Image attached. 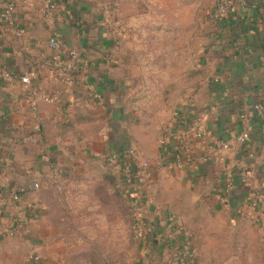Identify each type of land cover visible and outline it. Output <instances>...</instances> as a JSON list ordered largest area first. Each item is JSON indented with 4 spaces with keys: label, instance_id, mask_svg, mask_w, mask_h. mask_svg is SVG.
I'll return each mask as SVG.
<instances>
[{
    "label": "crops",
    "instance_id": "crops-1",
    "mask_svg": "<svg viewBox=\"0 0 264 264\" xmlns=\"http://www.w3.org/2000/svg\"><path fill=\"white\" fill-rule=\"evenodd\" d=\"M2 2L14 5L13 24L3 22ZM45 7L43 0H0V73L10 75L0 77V188L26 190L17 202L0 199V231L15 229L14 236H0V264H57L44 247L52 236L45 228V195L56 181L53 170L63 166L61 180L75 167L63 162L78 159L79 142L63 125L93 106L104 110L109 122L84 138V157L106 161L110 153L136 149L137 139L139 157L150 166L148 179L134 185L142 196L139 212L150 227L132 264L175 263L183 252L192 264L200 259L204 264L210 249L225 248L224 236H240L255 251L263 249L264 0H238L226 18L213 16V0H58L47 16ZM136 21L138 63L128 29ZM53 36L60 54L50 47ZM72 51L81 58L79 76L66 84L55 63L57 57L60 66L68 63ZM137 70L138 94L156 84L147 78H161L158 92L183 94L163 137L139 125ZM24 76L31 77L30 86L22 83ZM32 90L58 100L39 99L32 109ZM246 126L252 128L248 142L221 149ZM228 172L233 173L229 194ZM196 207L203 210V246L193 250L185 226L187 209Z\"/></svg>",
    "mask_w": 264,
    "mask_h": 264
},
{
    "label": "rangeland",
    "instance_id": "rangeland-1",
    "mask_svg": "<svg viewBox=\"0 0 264 264\" xmlns=\"http://www.w3.org/2000/svg\"><path fill=\"white\" fill-rule=\"evenodd\" d=\"M132 24L128 26L133 41L130 46L138 63V21ZM136 73L134 97L139 125L163 137L174 123L183 94L158 92L163 88L157 85L161 78H147V82L156 81V84L153 82L155 85L150 86V92L138 94V70ZM152 89L155 92H151ZM86 127L94 130L99 125L87 124ZM134 127L138 135V121ZM91 135L93 133H88L85 138ZM159 140L162 146L163 138ZM136 147L138 152L137 139ZM78 148L76 164L72 160L63 162L75 165L74 169L55 181L54 186L51 184L45 195V228L52 232V236L46 237L45 252L57 264H132L139 254L140 242L136 236L138 210L133 202L142 196L138 195L137 186H125L120 171L110 168L102 157H84L88 148L86 140H80ZM132 192L135 195L131 197ZM146 196L148 198V194ZM152 196L156 198L154 192ZM151 204L155 207L154 203ZM209 239L214 246L215 238L211 236ZM260 240L263 246V240ZM220 243L225 248L217 253L210 249L203 258L204 264H264V248L255 251V247L240 236L221 237ZM42 259L40 255L39 260Z\"/></svg>",
    "mask_w": 264,
    "mask_h": 264
},
{
    "label": "built area",
    "instance_id": "built-area-1",
    "mask_svg": "<svg viewBox=\"0 0 264 264\" xmlns=\"http://www.w3.org/2000/svg\"><path fill=\"white\" fill-rule=\"evenodd\" d=\"M27 1H32V0H27ZM238 0H213L214 2V7H213V16L215 18H226L231 12L234 10L236 3ZM45 2V15L47 16L50 11H52L58 2V0H43ZM3 5V12L1 14L2 20L5 23L8 24H13V14H14V5L9 2H2ZM50 47L52 50L58 52L62 51L60 42L56 36H53L50 38L49 41ZM69 57L70 61L66 64L60 63V57L56 58V65L57 68L61 71L62 73V81H64L66 84H70L74 82L77 77L71 74L72 71H79L80 69V64H81V58L78 52L72 51L69 52ZM0 77L2 78H9L10 75L7 72H2L0 73ZM22 83L26 84L28 86L31 85L32 80L30 76H24L22 78ZM39 99H42L46 102L53 103L58 100L56 96H49V95H41L38 96V93L36 91H30L29 92V100L32 109H35L37 107ZM254 109L258 111L259 113L263 112V108L261 105H255ZM170 127L167 129V133L170 130ZM166 133V134H167ZM252 135V128L250 126H246L244 130L241 132L240 135H238L231 143H223L221 145L222 150H231L234 146L237 145H243L244 143L248 142L251 138ZM162 145L165 144L164 139L161 141ZM128 155H125L124 152H119V153H110L106 156V162L108 164L114 165L121 174V179L122 182L125 184L127 187H133L135 183L139 180L143 179H148L149 177V163L147 161L142 160L139 157V154L136 149H130L127 153ZM177 165L180 167L181 166V158L179 155L177 156L176 159ZM56 181L60 180L61 175H63V166H59L58 169L54 171ZM242 181L246 184H248V172H243L241 173ZM233 181V173L228 172L227 175V190L226 192L229 194L231 190L233 189L232 185ZM38 187L37 184H34V188ZM133 193H131V197ZM23 194H21L20 190H6V189H1L0 188V199L4 200L5 198H10V200H13L15 202L19 201L21 199ZM0 200V204L2 203ZM136 209L138 210L137 212V227H136V236L140 240L144 236V231L146 227L149 224H145L141 213L139 212L140 207L138 208L139 201L136 200L133 202ZM139 221V222H138ZM150 227V226H148ZM15 235V229L10 231V232H2L0 231V236L2 238H7ZM188 254L187 253H181L177 256V260L175 263H170V264H185L188 259ZM31 259L33 260H38L37 256H32Z\"/></svg>",
    "mask_w": 264,
    "mask_h": 264
},
{
    "label": "trees",
    "instance_id": "trees-1",
    "mask_svg": "<svg viewBox=\"0 0 264 264\" xmlns=\"http://www.w3.org/2000/svg\"><path fill=\"white\" fill-rule=\"evenodd\" d=\"M71 74H73L74 76H79L78 71L77 72L72 71ZM108 122H109L108 114L101 108L97 106H93L88 109V113L86 116H82V117L79 116L78 118L74 120H70L66 122L63 125V128L64 130H66L68 134H71V136L74 139H76V142H80V140L84 139L88 133L96 134L99 131H101V129L104 128V126H106ZM87 124H90L92 126L99 125V127L97 129L91 130L90 128L86 127ZM129 150L130 149L123 151L125 155H128L127 153ZM107 165L110 166V168L112 169L116 168L114 165H111L108 163ZM52 175L54 178V170L52 172ZM18 190L21 191V194L26 193V190L24 188H19ZM202 212L203 210L201 207H196L193 209L188 208L187 213H186V215L189 217V221H188V224L185 226V229L186 231L189 232L188 234L189 244H190V248L193 250L195 249L196 246H199V247L202 246V244H200V241L202 239L201 228L203 224ZM195 242L199 243L200 245L195 244ZM192 262H193V258L189 257L185 264H192ZM200 262H201V259L199 260V263L197 264H203V262L202 263Z\"/></svg>",
    "mask_w": 264,
    "mask_h": 264
}]
</instances>
